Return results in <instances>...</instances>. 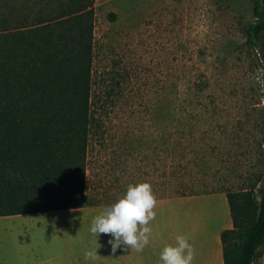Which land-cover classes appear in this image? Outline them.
Segmentation results:
<instances>
[{
	"label": "rangeland",
	"instance_id": "374dc122",
	"mask_svg": "<svg viewBox=\"0 0 264 264\" xmlns=\"http://www.w3.org/2000/svg\"><path fill=\"white\" fill-rule=\"evenodd\" d=\"M257 1L96 0L90 201L126 192L134 164H148L156 197L240 190L260 175L263 184L264 61L246 45ZM169 125L194 133L183 175L165 190ZM79 210L0 220V250L26 264L67 250L96 264L80 254L90 232Z\"/></svg>",
	"mask_w": 264,
	"mask_h": 264
},
{
	"label": "trees",
	"instance_id": "16d2710c",
	"mask_svg": "<svg viewBox=\"0 0 264 264\" xmlns=\"http://www.w3.org/2000/svg\"><path fill=\"white\" fill-rule=\"evenodd\" d=\"M95 2L0 0V217L94 203L87 171ZM254 17L246 45L264 61V0L256 2ZM173 127L165 190L183 175L177 172L188 163L181 148L194 133ZM258 181L226 190L234 228L222 234L225 264H255L264 245V177Z\"/></svg>",
	"mask_w": 264,
	"mask_h": 264
},
{
	"label": "crops",
	"instance_id": "0c3cea01",
	"mask_svg": "<svg viewBox=\"0 0 264 264\" xmlns=\"http://www.w3.org/2000/svg\"><path fill=\"white\" fill-rule=\"evenodd\" d=\"M147 166L148 164L146 166L134 164L133 167L137 171L133 169L131 172V185L140 182H149L152 185V182L144 177ZM125 193L121 191L120 195L116 194L114 202L97 203L93 201L94 203L78 208L82 212L84 229L87 230L88 228L90 232L93 218L102 213L106 207L115 203ZM156 198L158 201L154 209L156 218L149 225L152 229L150 243L142 252H137L135 249H129L122 245L113 254L111 245L108 244V240L112 238L110 235L100 234L94 236L90 233V240H81L80 254H82L84 260L96 264H162L160 254L163 248L169 244H175L177 236L188 235L196 253L193 264H225L222 234L224 231L234 228L226 190L197 194H172ZM50 215L48 212H42L1 216L0 220H13L15 219L13 217L16 216L18 218H46ZM96 248H98V256L94 259L86 258V253ZM26 259V256L14 257L7 249L0 250V264H18L19 262L26 264ZM30 259V264H75L76 260L69 250L61 256Z\"/></svg>",
	"mask_w": 264,
	"mask_h": 264
},
{
	"label": "clouds",
	"instance_id": "9594fccd",
	"mask_svg": "<svg viewBox=\"0 0 264 264\" xmlns=\"http://www.w3.org/2000/svg\"><path fill=\"white\" fill-rule=\"evenodd\" d=\"M157 203L149 182L130 184L125 194L93 218L90 233L110 235L108 244L113 254L122 245L142 252L150 243L152 229L149 225L156 218ZM190 239L188 235H179L175 244L165 246L160 254L162 264H193L196 253ZM97 249L87 252L86 258L98 256Z\"/></svg>",
	"mask_w": 264,
	"mask_h": 264
}]
</instances>
